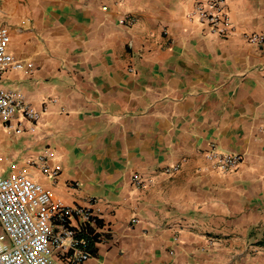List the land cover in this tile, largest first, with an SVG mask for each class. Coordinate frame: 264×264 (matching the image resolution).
Returning a JSON list of instances; mask_svg holds the SVG:
<instances>
[{
    "label": "crops",
    "instance_id": "obj_1",
    "mask_svg": "<svg viewBox=\"0 0 264 264\" xmlns=\"http://www.w3.org/2000/svg\"><path fill=\"white\" fill-rule=\"evenodd\" d=\"M211 1L0 0L9 52L33 64L0 87L43 112L17 143L0 126V149L46 156L59 174L35 179L97 218L74 221L89 260L56 264H264V45L247 39L264 0H226L229 38L188 19ZM213 151L244 162L223 173Z\"/></svg>",
    "mask_w": 264,
    "mask_h": 264
},
{
    "label": "built area",
    "instance_id": "obj_2",
    "mask_svg": "<svg viewBox=\"0 0 264 264\" xmlns=\"http://www.w3.org/2000/svg\"><path fill=\"white\" fill-rule=\"evenodd\" d=\"M189 21L206 26L211 34L224 38L236 34V26L230 19L226 0H212L200 4L188 16ZM134 21L129 20L132 24ZM250 43L264 45V36H247ZM11 42L8 27H0V79L8 71L32 69L33 64L18 60L9 52ZM43 112L25 104L19 91L12 86L0 87V126L4 128L11 143L24 134L26 124L35 132ZM206 159L221 172H234L244 162L236 154L221 155L215 151L206 154ZM57 177L60 169L51 167L49 159L42 155L35 162H20L0 149V264H56L54 251L67 248L73 254V262L89 260L87 247L90 234L74 225L95 227L97 218L91 207H74L57 197L52 190L35 179L34 171ZM180 166L169 167L164 174L171 176ZM133 182L146 188V180L136 175ZM134 224H139L134 219Z\"/></svg>",
    "mask_w": 264,
    "mask_h": 264
},
{
    "label": "rangeland",
    "instance_id": "obj_3",
    "mask_svg": "<svg viewBox=\"0 0 264 264\" xmlns=\"http://www.w3.org/2000/svg\"><path fill=\"white\" fill-rule=\"evenodd\" d=\"M2 232V230H0V233Z\"/></svg>",
    "mask_w": 264,
    "mask_h": 264
}]
</instances>
